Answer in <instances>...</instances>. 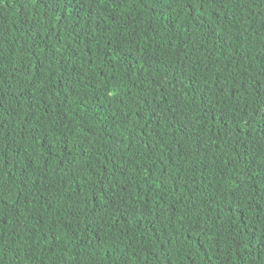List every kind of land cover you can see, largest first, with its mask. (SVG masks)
Wrapping results in <instances>:
<instances>
[{"label": "trees", "instance_id": "trees-1", "mask_svg": "<svg viewBox=\"0 0 264 264\" xmlns=\"http://www.w3.org/2000/svg\"><path fill=\"white\" fill-rule=\"evenodd\" d=\"M0 264H264V0H0Z\"/></svg>", "mask_w": 264, "mask_h": 264}]
</instances>
